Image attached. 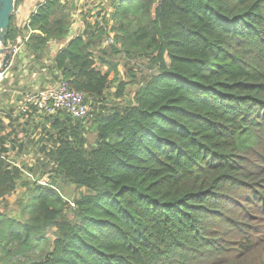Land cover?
I'll use <instances>...</instances> for the list:
<instances>
[{"label":"trees","instance_id":"trees-1","mask_svg":"<svg viewBox=\"0 0 264 264\" xmlns=\"http://www.w3.org/2000/svg\"><path fill=\"white\" fill-rule=\"evenodd\" d=\"M109 1L110 19L73 37L68 0L11 19L7 43L31 31L38 61L66 42L48 70L93 117L48 119L46 184L0 150V204L20 187L27 199L20 216L0 211V264H264V0ZM110 22V55L143 60L144 76L125 81L106 58ZM64 182L85 193L70 203Z\"/></svg>","mask_w":264,"mask_h":264},{"label":"crops","instance_id":"crops-1","mask_svg":"<svg viewBox=\"0 0 264 264\" xmlns=\"http://www.w3.org/2000/svg\"><path fill=\"white\" fill-rule=\"evenodd\" d=\"M46 0H19L14 15L19 28H23L38 6ZM73 7V28L71 36L83 34L86 19L94 23L98 16H107L113 9L109 0H68ZM26 30L17 36L26 35ZM16 38V39H17ZM66 42H52L44 59H34L25 46L23 55L11 62L6 68V76L0 83V121L6 130L0 135V150L7 149V157L13 165L19 167L27 174L42 170V166L48 163V155L54 148V130L50 117L38 116L34 113L20 114V105L23 96L29 91H38L53 86L52 76L48 70L52 65V58L64 48ZM107 70V66H102ZM50 79V82L47 80ZM48 82V83H47ZM45 87H40L45 85ZM47 175L42 176V180ZM23 195L26 188H23ZM15 194V193H14ZM11 195L4 200L8 202ZM1 211V204H0ZM3 212V211H1Z\"/></svg>","mask_w":264,"mask_h":264},{"label":"built area","instance_id":"built-area-1","mask_svg":"<svg viewBox=\"0 0 264 264\" xmlns=\"http://www.w3.org/2000/svg\"><path fill=\"white\" fill-rule=\"evenodd\" d=\"M110 14L106 16L107 19H110ZM28 23L29 20L26 25ZM111 27L112 23L110 22L108 27L110 32L101 46L103 50L115 45V33L111 32ZM26 32V35L19 36L13 44H10L13 48L12 62L18 58L21 59L23 55V50L32 33L29 30ZM5 76L6 71H0V83H2ZM19 110L21 115L34 113L38 116L53 117L60 112H66L78 120H89L93 117L91 107L86 102V96L72 90L68 83L64 81L56 82L53 86L45 89L25 93ZM27 176L31 179L33 178L32 174H27ZM47 179L45 181L40 180V183L46 184Z\"/></svg>","mask_w":264,"mask_h":264},{"label":"rangeland","instance_id":"rangeland-1","mask_svg":"<svg viewBox=\"0 0 264 264\" xmlns=\"http://www.w3.org/2000/svg\"><path fill=\"white\" fill-rule=\"evenodd\" d=\"M107 51V59L111 62L117 63L119 66V72L121 75V78L125 81H129V71L133 70L136 72V74L141 77L144 76L147 73V67H146V62L142 61H137V62H128L125 60V58L121 57V56H117V57H113L112 55H110V48L106 49ZM50 67V66H49ZM48 82H50V79L47 80ZM47 82V83H48ZM45 85H41L40 87H45ZM116 91L115 87H113V89L111 90V93H114ZM136 91V86H129L128 88V92L125 96L124 99H110L109 101V106H113V105H123L126 104L128 101H131L133 98V95ZM89 127V131L87 133V137H88V141L90 145H94L96 143L97 140V133L96 131H92L91 127ZM42 170L41 171H37L35 173H31L33 176V179L39 180V178L42 180V176L48 172L50 170V167L46 168L45 166H42ZM28 177V176H27ZM42 181H45L42 180ZM59 192L61 193V195L65 198V200L69 201L70 203H74L81 195H83L85 193L84 190L82 189H78L76 186L74 185H70L69 183H61V185L59 186ZM23 188L20 187L14 194L13 197L10 198V200H8V202L5 201V203H1V211H3V213H5L6 215L10 216V217H17L18 215L20 216L22 208L19 205L20 201L24 199V201H27V199L25 198V196L23 195ZM54 232L55 230H49L48 231V236L51 239H54Z\"/></svg>","mask_w":264,"mask_h":264},{"label":"water","instance_id":"water-1","mask_svg":"<svg viewBox=\"0 0 264 264\" xmlns=\"http://www.w3.org/2000/svg\"><path fill=\"white\" fill-rule=\"evenodd\" d=\"M19 0H0V71L11 64L13 48L7 43L11 19Z\"/></svg>","mask_w":264,"mask_h":264}]
</instances>
